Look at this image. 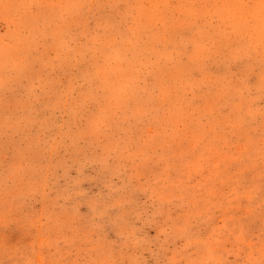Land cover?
<instances>
[{"label":"rangeland","instance_id":"obj_1","mask_svg":"<svg viewBox=\"0 0 264 264\" xmlns=\"http://www.w3.org/2000/svg\"><path fill=\"white\" fill-rule=\"evenodd\" d=\"M0 264H264V0H0Z\"/></svg>","mask_w":264,"mask_h":264}]
</instances>
